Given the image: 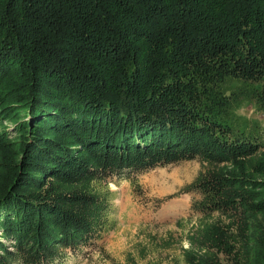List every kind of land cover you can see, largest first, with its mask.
Masks as SVG:
<instances>
[{
	"label": "trees",
	"instance_id": "1",
	"mask_svg": "<svg viewBox=\"0 0 264 264\" xmlns=\"http://www.w3.org/2000/svg\"><path fill=\"white\" fill-rule=\"evenodd\" d=\"M17 69L25 71L19 96L3 94L20 106L15 117L58 122L99 164L200 153L214 166L196 187L205 199L198 211L264 214V129L257 136L233 116L244 103L264 115V0H0V79L16 70L19 81ZM68 148L48 153L62 162ZM13 178L0 182V210L16 213L2 226L18 219L36 242L82 241L85 204L56 215L53 200L31 198ZM230 233L213 225L208 241H232ZM258 254L264 264V246Z\"/></svg>",
	"mask_w": 264,
	"mask_h": 264
},
{
	"label": "rangeland",
	"instance_id": "2",
	"mask_svg": "<svg viewBox=\"0 0 264 264\" xmlns=\"http://www.w3.org/2000/svg\"><path fill=\"white\" fill-rule=\"evenodd\" d=\"M17 71L19 81L16 70L0 79V112L4 108L12 111L9 118H0V182L6 176L17 177L18 185L31 198L53 200L61 209L55 210L56 215L61 211L70 215L79 211L78 203L85 204L89 227L81 242L68 244L67 238L56 239L50 234L45 242H36L17 224L18 219L16 226H2L7 218L16 216L6 217L11 210L2 209L0 264H254L259 260L264 246V214L239 219L227 208L222 212L196 209L205 200L196 187L214 166L201 160L200 153L170 163L157 161L126 168L110 165L106 158L100 164L90 160L92 154L75 149L58 122L36 126L32 120L15 117L13 111L20 106L3 94L10 92L15 99L19 96L25 71ZM257 107L241 104L233 116L236 126L251 127L260 136L264 115ZM36 133L40 134L36 149L43 152L38 158L30 153L37 144ZM53 148L69 149L62 154V162L49 154L55 152ZM55 169L60 173L52 175ZM258 186L264 190V181ZM55 217H50V222ZM213 225L225 233L233 232V240L209 242L208 228Z\"/></svg>",
	"mask_w": 264,
	"mask_h": 264
}]
</instances>
